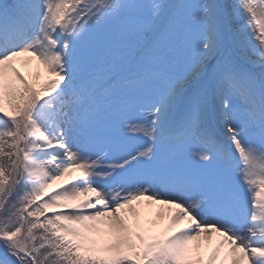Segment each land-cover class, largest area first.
<instances>
[{
  "label": "snow or ice",
  "instance_id": "1",
  "mask_svg": "<svg viewBox=\"0 0 264 264\" xmlns=\"http://www.w3.org/2000/svg\"><path fill=\"white\" fill-rule=\"evenodd\" d=\"M0 264H264V0L0 3Z\"/></svg>",
  "mask_w": 264,
  "mask_h": 264
},
{
  "label": "rangeland",
  "instance_id": "2",
  "mask_svg": "<svg viewBox=\"0 0 264 264\" xmlns=\"http://www.w3.org/2000/svg\"><path fill=\"white\" fill-rule=\"evenodd\" d=\"M0 2H7V3H12L13 0H0Z\"/></svg>",
  "mask_w": 264,
  "mask_h": 264
}]
</instances>
